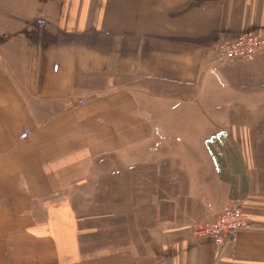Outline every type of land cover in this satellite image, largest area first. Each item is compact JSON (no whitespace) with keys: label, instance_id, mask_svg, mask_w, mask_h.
<instances>
[{"label":"crops","instance_id":"obj_1","mask_svg":"<svg viewBox=\"0 0 264 264\" xmlns=\"http://www.w3.org/2000/svg\"><path fill=\"white\" fill-rule=\"evenodd\" d=\"M244 33L264 0H0V264H264V51L215 57ZM234 200L252 228L196 235ZM104 217L134 246L90 253Z\"/></svg>","mask_w":264,"mask_h":264},{"label":"rangeland","instance_id":"obj_2","mask_svg":"<svg viewBox=\"0 0 264 264\" xmlns=\"http://www.w3.org/2000/svg\"><path fill=\"white\" fill-rule=\"evenodd\" d=\"M251 133H252V137L257 139L256 137L258 135L257 132L253 131ZM259 133L261 134L264 132H259ZM255 139L253 140V142H259V140H255ZM261 142H264V141H261ZM223 149L225 151L227 150L230 151L231 147H227ZM245 149L247 150L248 153L255 155V156L259 154H264V146H249V147H246ZM216 150H220V148L217 147ZM238 159L239 157L236 156V158H234V155H233L232 156V160H234L233 164L229 163L227 168H226V165L225 167L223 165V168H222L223 172L228 171L229 176L235 177L237 173L235 172L236 173L235 174L234 172H232L233 174L230 175V172L241 167V165L238 164L236 161ZM103 163L105 164H103L102 166H99V168L95 167L92 169V170H95V169L96 170L94 171V173L91 174L88 182L82 184L83 189H80V194H79L80 203L81 202L83 203V208H87L85 210V213L89 215H97V214L102 215V213L108 212L107 210H110L112 206V202H111L112 196L102 195V192L104 190H108L112 186L111 176H112L113 170H112L111 160H105V162ZM251 163L255 165L257 163V158L254 159V162L252 161ZM241 172L244 173V171H241ZM103 210H105V212ZM104 218L105 219H101L102 222L100 226L105 227V229L103 228H102L103 230L100 229L98 233L90 237L88 241V250L90 253L99 252L101 249L113 250V249H118L124 246H127V247L134 246V244H130L128 242H125V243L122 242V240H126L129 236L128 227H125V228L122 227L118 229L116 232L118 237H114L112 220L110 218H109L110 220H108V218L106 217ZM202 224L204 223H201L199 226H201ZM199 226H196L195 230ZM138 231H140V227H137V235H135V237L137 238H139V235L142 234V232L139 233ZM116 239H118V242H115ZM136 245L140 246L141 244H136Z\"/></svg>","mask_w":264,"mask_h":264},{"label":"built area","instance_id":"obj_3","mask_svg":"<svg viewBox=\"0 0 264 264\" xmlns=\"http://www.w3.org/2000/svg\"><path fill=\"white\" fill-rule=\"evenodd\" d=\"M264 51V37L252 33H244L231 40L220 42L215 51L216 59L220 61L246 60ZM25 130L23 136L28 135ZM252 228L249 215L243 210L239 200L232 201L212 221L199 226L195 233L198 236H209L218 245L233 240L236 234L244 229Z\"/></svg>","mask_w":264,"mask_h":264}]
</instances>
